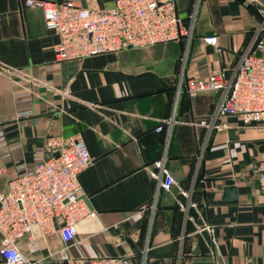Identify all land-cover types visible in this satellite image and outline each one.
<instances>
[{"label":"crops","instance_id":"obj_1","mask_svg":"<svg viewBox=\"0 0 264 264\" xmlns=\"http://www.w3.org/2000/svg\"><path fill=\"white\" fill-rule=\"evenodd\" d=\"M196 1L177 0L186 22ZM86 3L114 6L113 0ZM249 3L255 1H199L187 75L208 77L238 63L258 21ZM0 14V59L32 78L0 74V192L47 159L51 135L80 134L92 157L79 175L92 212L78 223L75 239L64 248L59 231L46 241L24 236L17 240L24 254L42 258L40 264L98 256H120L124 264H264V204L255 171L264 157V125L238 115L219 118L220 130L206 125L221 93L190 96L184 84L178 92L184 43L58 60L59 37L46 28L41 7L0 0ZM209 34L218 35V47L203 40ZM172 117V124L163 122ZM163 156L177 181L169 190L158 189L152 175Z\"/></svg>","mask_w":264,"mask_h":264},{"label":"built area","instance_id":"obj_2","mask_svg":"<svg viewBox=\"0 0 264 264\" xmlns=\"http://www.w3.org/2000/svg\"><path fill=\"white\" fill-rule=\"evenodd\" d=\"M113 1V9L83 6L73 0L60 3L26 0V4L41 7L46 28L57 33L58 60L118 53L128 48L184 39L178 92L184 84L190 96L205 91L221 93L211 123L201 122L220 130L225 125L218 122L219 118L238 115L247 124L257 122L264 125V5L261 2L254 0L260 18L242 47L238 63L229 69L216 68L208 77H200L186 74L188 47L200 0L196 1L189 22L180 14L177 0ZM1 21L0 14V24ZM203 40L218 47L216 34L205 35ZM0 74L10 79H32L27 72L2 59ZM163 122L172 124L175 117ZM157 129L161 130L162 124ZM45 146L51 156L38 162L33 169L13 177L7 191L0 192V257L5 264H40L42 258L28 257L21 251L17 240L25 236L29 242L46 241L51 232L59 231L66 248L77 236L78 223L92 212L79 182L80 173L92 162L84 138L80 134L51 135ZM165 161V156L154 161L156 169L152 175L158 189L169 190L177 181ZM255 171L259 201L264 204V157L259 159ZM180 206L185 209L184 204L180 203ZM152 208L155 212V206ZM202 228L211 230L212 225L204 223ZM211 251L215 256V250ZM124 261L120 256H98L84 258L78 264H124Z\"/></svg>","mask_w":264,"mask_h":264},{"label":"trees","instance_id":"obj_3","mask_svg":"<svg viewBox=\"0 0 264 264\" xmlns=\"http://www.w3.org/2000/svg\"><path fill=\"white\" fill-rule=\"evenodd\" d=\"M238 1L245 2V0H238ZM248 8L257 16V18H260V15L258 13V6L256 3H249ZM178 10H179V7H178ZM179 12H180V10H179ZM180 14H181V12H180ZM184 18H186V17H184ZM179 41L184 43V46H185V40L184 39H180Z\"/></svg>","mask_w":264,"mask_h":264},{"label":"water","instance_id":"obj_4","mask_svg":"<svg viewBox=\"0 0 264 264\" xmlns=\"http://www.w3.org/2000/svg\"><path fill=\"white\" fill-rule=\"evenodd\" d=\"M82 1V5L83 6H87L86 0H81ZM259 2H261L264 5V0H258ZM230 71H227V73H229ZM55 155H58V153H56ZM51 155L49 154V156L47 158H49ZM235 187H230L228 190H235Z\"/></svg>","mask_w":264,"mask_h":264},{"label":"rangeland","instance_id":"obj_5","mask_svg":"<svg viewBox=\"0 0 264 264\" xmlns=\"http://www.w3.org/2000/svg\"><path fill=\"white\" fill-rule=\"evenodd\" d=\"M109 8H112L113 9V6L112 7H109Z\"/></svg>","mask_w":264,"mask_h":264}]
</instances>
